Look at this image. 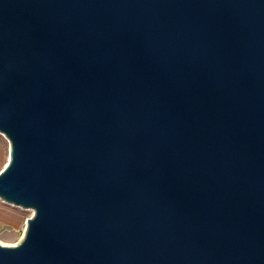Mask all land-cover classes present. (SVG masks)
Listing matches in <instances>:
<instances>
[{
  "label": "water",
  "instance_id": "obj_1",
  "mask_svg": "<svg viewBox=\"0 0 264 264\" xmlns=\"http://www.w3.org/2000/svg\"><path fill=\"white\" fill-rule=\"evenodd\" d=\"M0 264H264V0H0Z\"/></svg>",
  "mask_w": 264,
  "mask_h": 264
},
{
  "label": "rangeland",
  "instance_id": "obj_2",
  "mask_svg": "<svg viewBox=\"0 0 264 264\" xmlns=\"http://www.w3.org/2000/svg\"><path fill=\"white\" fill-rule=\"evenodd\" d=\"M8 144L0 135V170L7 161ZM31 216V210L22 209L0 201V244L14 245L22 235L26 219Z\"/></svg>",
  "mask_w": 264,
  "mask_h": 264
},
{
  "label": "crops",
  "instance_id": "obj_3",
  "mask_svg": "<svg viewBox=\"0 0 264 264\" xmlns=\"http://www.w3.org/2000/svg\"><path fill=\"white\" fill-rule=\"evenodd\" d=\"M7 156H8V151H7Z\"/></svg>",
  "mask_w": 264,
  "mask_h": 264
}]
</instances>
